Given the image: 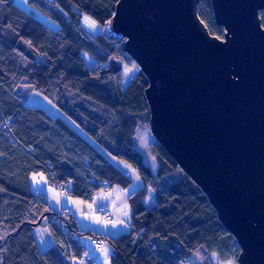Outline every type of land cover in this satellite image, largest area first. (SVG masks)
<instances>
[{"label":"trees","instance_id":"trees-1","mask_svg":"<svg viewBox=\"0 0 264 264\" xmlns=\"http://www.w3.org/2000/svg\"><path fill=\"white\" fill-rule=\"evenodd\" d=\"M28 2L59 27L0 0V264H87L85 256L94 260L84 237L109 244L110 264L237 263L238 244L202 190L155 139L148 146L155 174L135 148L138 129L150 130L148 79L123 52V40L103 33L118 0ZM84 15L98 23V34L85 32ZM198 15L211 35L224 38L211 0H199ZM260 16L264 27V11ZM83 53L96 64L88 66ZM127 64L137 73L124 89ZM35 92L70 122L30 105ZM96 145L135 169L144 184L128 199L130 231L117 237L81 230L71 213L59 214L30 185L32 175L44 174L53 184H65L67 195L88 200L114 186L127 189L129 176ZM149 190L156 198L151 209L145 205ZM43 227L52 239L44 250L34 233Z\"/></svg>","mask_w":264,"mask_h":264},{"label":"water","instance_id":"water-1","mask_svg":"<svg viewBox=\"0 0 264 264\" xmlns=\"http://www.w3.org/2000/svg\"><path fill=\"white\" fill-rule=\"evenodd\" d=\"M118 0L108 38L148 79L150 132L206 195L240 249L264 264V0Z\"/></svg>","mask_w":264,"mask_h":264},{"label":"rangeland","instance_id":"rangeland-1","mask_svg":"<svg viewBox=\"0 0 264 264\" xmlns=\"http://www.w3.org/2000/svg\"><path fill=\"white\" fill-rule=\"evenodd\" d=\"M12 1L18 7H20L22 10L33 13V15L38 20H40L41 22H43L44 24H46L50 28L55 29V30L58 29L59 26L55 21H53L48 16H46L45 14L40 12L36 7L29 4L28 0H12ZM81 23H82V26H83V28L87 34L96 35L100 32V26L98 25V23L95 22L91 17H89L87 15L83 16ZM82 57L85 60V62L88 64V66H92V65L96 64L95 59H93L89 55L83 53ZM123 71H124V74H123V78L121 80V85L124 89H126L129 86V84L131 83L134 76L136 75L137 67L135 65L127 64V65H124ZM26 89H27V86H21L22 91H24ZM28 103L30 105H33V106L41 107L53 115L57 114L58 116L65 117L64 113L61 110H59L53 103H51L49 100H47L42 95H40L36 92L31 95L30 99L28 100ZM153 141H154V137L152 136L149 129H147V128L146 129L145 128H139L138 129L137 135L135 137V143H136L135 148L138 152H140L142 154L144 163L147 166H149L154 172H156L157 166L155 164L154 159L149 154V149H148L149 144H151ZM117 166L119 167L118 164H117ZM179 178H180V172L174 173L171 176V179L173 181H176ZM33 186H34V184H33ZM55 186H56V183H55ZM56 188H57V186H56ZM56 190H58V189H56ZM112 192L113 191H109V192L108 191H99V192H97V194L93 198V202H91V201L84 202L80 198H75L76 199L75 201L77 202L76 218H79L80 224L82 226H86V228H95L92 230H100V223L104 222V220L102 219L103 216L101 214L97 213L95 210H90L89 208H87L86 205L88 203V207H89L90 203H93L96 207H102L106 200H109L110 198L113 197ZM58 193L59 192H57V194ZM57 194L54 195L56 200H57ZM63 196H65V195H63ZM145 205H146L147 209H151L156 205V198H155L154 193L151 190H149L148 196L145 200ZM127 207H128V205H126V209H127ZM64 210H67V209H60L58 211L59 214H61ZM67 211H68V214L71 213L69 210H67ZM128 217H130V216H128ZM122 220H123V217H121V219L116 217L115 225H119V226L121 225L124 227L126 226L127 231L121 233V234H125V233H128L131 229L130 228V221L128 222V225H123V224H120V223H122ZM106 224L110 225V223H108V222H106ZM43 229L48 232V229L46 227L41 228V230H43ZM82 230H85V229H82ZM34 233L37 234V233H40V231L35 230ZM84 238L89 239L91 241V243L94 244V242L90 238H88V237H84ZM103 244H104V248L101 250H98V255L100 254V257H101L100 259L104 260V264H110L109 254H110L111 248H110L108 243H103ZM213 262H214L213 264H215V263L218 264L217 261H215V260ZM87 264H90V263L88 262ZM230 264H237V263H235L234 259H231Z\"/></svg>","mask_w":264,"mask_h":264},{"label":"crops","instance_id":"crops-1","mask_svg":"<svg viewBox=\"0 0 264 264\" xmlns=\"http://www.w3.org/2000/svg\"><path fill=\"white\" fill-rule=\"evenodd\" d=\"M48 113L51 114L50 112H48ZM51 115L54 117H59L65 121L70 122L68 117L65 114H64L65 117L58 116L57 114H55V115L51 114ZM82 133L84 134V132H82ZM96 147L106 157V159L109 162H111V164H113L115 167L120 169L122 172H125L132 181V184L127 189H124L120 186H114L110 190H107L108 192L113 191L112 192L113 197L110 198L109 200H106L102 207H108L111 210L110 214L112 217H114V222L106 221V222L110 223V225H107L105 222V219L102 217L104 222L100 223V230H92L95 228H86V226H82L80 224L79 218H76V215H77V211H76L77 202L75 201L76 199L70 195H65V196L61 197L59 195V193L57 194L58 190H56L57 188H56L55 184L51 183L46 175H44V174L32 175L30 178V185H31L32 191L35 194L45 196L50 207L52 209H54L55 211L58 212L60 209L69 210L71 212V214L75 217V219L78 223V226L81 230L85 229L84 231H94V232L105 234V235H108L111 237H117V236H120V234L122 232L127 231L126 230L127 227L126 226L124 227L121 225L120 226L115 225L116 217H118L119 219H121V217H123L122 223H120V224L128 225V222L130 221V217H128V216H131L130 207H129V203H128L129 196L133 192H136V191L140 190L141 188H143L144 184H143L141 178L139 177L138 172L135 169H133L130 165H128L127 163H125L123 161H120V160H117V159L110 157L107 154V152L104 151L102 148H100L97 145H96ZM117 164L119 165V167L117 166ZM152 172L154 174L156 173L153 170H152ZM33 184H34V186H33ZM101 191H106V190H101ZM55 194H57V200L54 197ZM95 195L92 197L91 200L84 199V198H82V200L84 202H89V201L93 202V198L95 197ZM126 205H128L127 209H126ZM86 206H87V208H89L88 203ZM130 228H131V226H130ZM37 230H39L40 233H37V234L35 233V235H36L39 243L42 244V245L40 244L41 248L44 250L45 248H48L52 244V239L50 237L49 232H47L46 230H44V229L43 230L37 229ZM84 239L85 238H83V243L86 246V248L88 249L89 255H91L93 257L94 263L95 264H104V260L100 259L101 258L100 254L98 255V250L95 249L94 244H92L89 239H85V240ZM44 245L46 247H44ZM215 261H217L218 264H230V261L219 262L217 259Z\"/></svg>","mask_w":264,"mask_h":264},{"label":"built area","instance_id":"built-area-1","mask_svg":"<svg viewBox=\"0 0 264 264\" xmlns=\"http://www.w3.org/2000/svg\"><path fill=\"white\" fill-rule=\"evenodd\" d=\"M103 185H104V187L108 186L106 181L103 182ZM56 186H57V189H58L60 196L67 194V189L63 184L56 183ZM86 197L87 196H85L84 199H87ZM89 209L95 210L97 213L101 214L104 217L105 221L114 222V217H112L110 214V212H111L110 208H108V207H96L93 203H90ZM94 247L97 250H101L104 248V244L100 241H94ZM83 260L88 261L90 264H95L94 261L90 262L89 256H85Z\"/></svg>","mask_w":264,"mask_h":264},{"label":"bare ground","instance_id":"bare-ground-1","mask_svg":"<svg viewBox=\"0 0 264 264\" xmlns=\"http://www.w3.org/2000/svg\"><path fill=\"white\" fill-rule=\"evenodd\" d=\"M65 187H66V185L65 184H63Z\"/></svg>","mask_w":264,"mask_h":264}]
</instances>
